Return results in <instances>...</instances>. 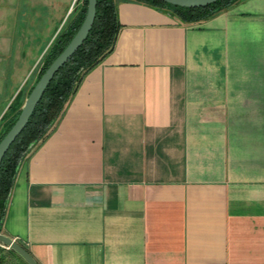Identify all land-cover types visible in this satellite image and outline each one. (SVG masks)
Returning a JSON list of instances; mask_svg holds the SVG:
<instances>
[{
    "label": "crops",
    "instance_id": "crops-1",
    "mask_svg": "<svg viewBox=\"0 0 264 264\" xmlns=\"http://www.w3.org/2000/svg\"><path fill=\"white\" fill-rule=\"evenodd\" d=\"M32 1L54 36L75 8ZM117 8L114 50L21 162L1 233L39 264H264V0L196 23ZM0 264L28 263L0 243Z\"/></svg>",
    "mask_w": 264,
    "mask_h": 264
},
{
    "label": "trees",
    "instance_id": "trees-1",
    "mask_svg": "<svg viewBox=\"0 0 264 264\" xmlns=\"http://www.w3.org/2000/svg\"><path fill=\"white\" fill-rule=\"evenodd\" d=\"M97 1V15L88 37L76 53L56 73L36 106L28 124L13 142L0 165V233L7 200L21 162L40 141L51 133L55 124L63 115L68 102L79 89L88 73L102 63L115 48L123 27L118 14V0ZM129 1L144 3L160 10H167L185 23H196L208 20L218 13L228 10L240 0H219L203 7H182L163 0ZM87 8L88 0L77 1L70 17L43 54L37 81L79 31L85 20ZM37 81L31 86L26 97L22 98L21 93L24 86H26L25 84L2 116L0 126L1 129L5 127V130L0 134V142L15 124L27 97ZM33 143L34 145L30 147Z\"/></svg>",
    "mask_w": 264,
    "mask_h": 264
},
{
    "label": "rangeland",
    "instance_id": "rangeland-1",
    "mask_svg": "<svg viewBox=\"0 0 264 264\" xmlns=\"http://www.w3.org/2000/svg\"><path fill=\"white\" fill-rule=\"evenodd\" d=\"M75 4L76 0L73 8ZM34 7L32 0H0V120L22 87L26 84L21 93L25 98L37 81L42 56L60 25L49 10L42 13L40 8L41 17L36 19ZM4 128L0 126V134Z\"/></svg>",
    "mask_w": 264,
    "mask_h": 264
},
{
    "label": "water",
    "instance_id": "water-1",
    "mask_svg": "<svg viewBox=\"0 0 264 264\" xmlns=\"http://www.w3.org/2000/svg\"><path fill=\"white\" fill-rule=\"evenodd\" d=\"M170 4L182 6V7H203L213 3H216L219 0H163ZM97 0H88V8L85 20L80 27L79 31L76 33L74 38L70 41L67 47L63 50V52L51 63V65L47 68V70L42 74L40 79L35 84L31 93L27 97L22 111L16 120L13 127L6 134V136L0 142V165L3 161L4 156L10 149L13 142L17 139V137L24 130L26 125L28 124L36 106L41 100L43 94L45 93L47 87L50 82L56 75V73L60 70L62 66H64L68 60L76 53V51L81 47L86 38L88 37L97 15ZM34 145L31 144L30 147ZM0 243L4 244V246L9 247L10 250L18 253L28 264H39L36 259L31 255V253L22 246L19 242L10 238L9 236L0 233Z\"/></svg>",
    "mask_w": 264,
    "mask_h": 264
},
{
    "label": "built area",
    "instance_id": "built-area-1",
    "mask_svg": "<svg viewBox=\"0 0 264 264\" xmlns=\"http://www.w3.org/2000/svg\"><path fill=\"white\" fill-rule=\"evenodd\" d=\"M78 0H76V3H77ZM7 249H9V247L5 246Z\"/></svg>",
    "mask_w": 264,
    "mask_h": 264
}]
</instances>
